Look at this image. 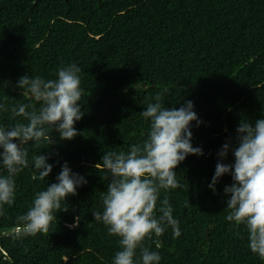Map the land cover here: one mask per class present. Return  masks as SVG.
<instances>
[{
	"label": "trees",
	"instance_id": "obj_1",
	"mask_svg": "<svg viewBox=\"0 0 264 264\" xmlns=\"http://www.w3.org/2000/svg\"><path fill=\"white\" fill-rule=\"evenodd\" d=\"M70 63L81 69L79 134L25 145L29 167L14 178V202L0 216V264H111L118 238L92 215L110 180L101 157L146 139L141 112L157 93L168 109L193 102L201 124L192 122L191 143L203 155L179 164L181 187L167 192L180 235L167 227L145 246L159 264H264L245 226L225 219L231 175L208 187L222 145L231 138L236 146L241 119H264V0H0V103H32L14 87L18 79H55ZM10 115L0 112V125L14 123ZM37 154L52 165L43 180L31 166ZM223 162L234 163L231 150ZM65 163L87 183L62 202L68 211L56 213L47 234L23 235L16 218Z\"/></svg>",
	"mask_w": 264,
	"mask_h": 264
},
{
	"label": "clouds",
	"instance_id": "obj_2",
	"mask_svg": "<svg viewBox=\"0 0 264 264\" xmlns=\"http://www.w3.org/2000/svg\"><path fill=\"white\" fill-rule=\"evenodd\" d=\"M80 72L75 63H70L58 68L55 79L22 76L14 87L23 90V96L33 102L12 106L0 103V112H10L14 121L0 125V168L6 172L0 175V216L5 215L4 206L14 202V178L29 167L25 145H39L42 141L50 145L53 132L59 134L60 140H72L79 134L74 125L84 115L79 103L83 94ZM154 100L141 112L149 122L146 139L131 145L126 153L110 151L101 157L110 180L101 194V210H93L92 215L106 226L108 236L118 238L119 250L111 264H159L158 251L150 250L144 242L162 236L167 227L172 228L174 237L180 235L167 192L181 187L174 171L179 164L189 155H203L202 149L191 143L192 122L201 124L193 102L188 100L178 109H168L162 103V93H157ZM235 133L236 146L231 147L229 138L217 153L219 160L208 187L215 191L219 178L231 175L232 183L224 187L225 196H230L225 219L245 226L250 251L264 260V119L254 123L241 119ZM229 150L234 157L231 164L223 162ZM48 159L42 154L31 158V166L41 180L52 171ZM86 183L83 176L63 164L56 182L38 191L27 211L16 218L21 233L47 234L56 213L68 211L62 202L77 195V188ZM79 220V216L75 217L68 227L78 226Z\"/></svg>",
	"mask_w": 264,
	"mask_h": 264
}]
</instances>
